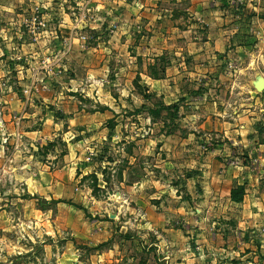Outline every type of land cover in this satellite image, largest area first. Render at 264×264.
<instances>
[{
  "label": "rangeland",
  "instance_id": "374dc122",
  "mask_svg": "<svg viewBox=\"0 0 264 264\" xmlns=\"http://www.w3.org/2000/svg\"><path fill=\"white\" fill-rule=\"evenodd\" d=\"M135 1L0 0V264H264L196 184L264 118V0Z\"/></svg>",
  "mask_w": 264,
  "mask_h": 264
},
{
  "label": "crops",
  "instance_id": "0c3cea01",
  "mask_svg": "<svg viewBox=\"0 0 264 264\" xmlns=\"http://www.w3.org/2000/svg\"><path fill=\"white\" fill-rule=\"evenodd\" d=\"M148 1H135V4L148 5ZM247 1L254 0H246V3ZM257 3L253 5L257 7ZM152 82L157 85L156 81ZM252 97L249 96V100H252ZM259 107L249 105L242 109V113L239 110L236 112L239 120L235 119V123L230 121L226 125L217 119L214 131L217 136L226 138L229 143L216 145L202 160L203 163L198 164L200 176L196 184H200L203 192L201 195L205 202L203 216L218 217L217 219L226 222L225 226H231L229 229L232 231L245 232L248 228H264V137L261 139V135L264 136V118L261 126L257 127L261 118L257 112ZM243 119L247 120L248 124L245 125ZM204 128L207 129L208 126L204 124L199 129ZM236 154L242 156L244 164L246 162L252 166L255 162L257 171L249 169L250 167L244 164L242 167H235L236 169L230 166L229 158ZM235 186L245 187L242 202L236 203L231 200V191ZM262 239L264 241V236Z\"/></svg>",
  "mask_w": 264,
  "mask_h": 264
},
{
  "label": "trees",
  "instance_id": "16d2710c",
  "mask_svg": "<svg viewBox=\"0 0 264 264\" xmlns=\"http://www.w3.org/2000/svg\"><path fill=\"white\" fill-rule=\"evenodd\" d=\"M179 109L178 105H171V106H166L165 104H161L160 109L154 111L153 113L155 114L154 117H160L161 113L163 111L169 112L171 110H175L177 111ZM94 182H93V187H94V191H98L100 188H98V177L96 174H92L90 176ZM245 196V187L244 186H236L232 189L231 191V200L233 202L239 203L243 201V198Z\"/></svg>",
  "mask_w": 264,
  "mask_h": 264
},
{
  "label": "water",
  "instance_id": "95a60500",
  "mask_svg": "<svg viewBox=\"0 0 264 264\" xmlns=\"http://www.w3.org/2000/svg\"><path fill=\"white\" fill-rule=\"evenodd\" d=\"M252 85L257 92H263L264 91V77L261 74H257V76L252 82Z\"/></svg>",
  "mask_w": 264,
  "mask_h": 264
}]
</instances>
